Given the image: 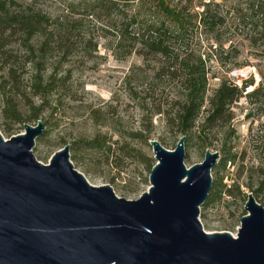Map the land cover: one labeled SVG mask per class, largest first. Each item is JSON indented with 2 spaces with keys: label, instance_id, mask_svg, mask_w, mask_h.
<instances>
[{
  "label": "rangeland",
  "instance_id": "rangeland-1",
  "mask_svg": "<svg viewBox=\"0 0 264 264\" xmlns=\"http://www.w3.org/2000/svg\"><path fill=\"white\" fill-rule=\"evenodd\" d=\"M73 1V2H72ZM123 1V0H122ZM119 4L129 13L137 11L138 3ZM140 9L150 21L165 20L166 43L175 51L193 50L205 60L207 92L202 109L209 107V98L223 81L238 88L244 80L252 79L242 96L229 107L231 118L227 123H218L205 131L194 129L185 136L184 150L186 167L200 163L205 151L217 152L216 165L211 169L212 200L200 207L199 220L205 232H229L236 235L240 218L245 215L246 196L253 193L257 183L264 178V153L254 149L259 144L257 136L264 134V41L253 40L242 17L250 14L249 5L257 0H212L204 7L201 0H162L173 12L183 16L182 36L171 37L176 23L170 17L164 19L159 0H145ZM38 5L50 15L65 11L68 3L77 0H37ZM161 8V9H160ZM77 11L82 8L78 6ZM202 11L210 17L205 24L199 23ZM107 19H85L82 32L90 38L95 49L77 46V53L59 66L58 76L70 72L63 89H56L51 99L55 107L46 109L40 120L44 122L42 136L34 141L32 153L37 161L48 164L51 156L70 146V162L90 185H109L117 197L136 200L149 188V171L140 160L150 158L155 164L150 140L158 141L168 150L174 149L181 135L169 131L166 119L153 112L154 104L169 107V101L182 95L179 80L164 76L153 79L152 61L144 62L132 54L118 59L113 48L115 35L105 30ZM247 22V19H245ZM14 49H18L17 46ZM49 59L45 72L49 74L57 65ZM24 83L31 73L26 66ZM248 72L245 78L240 73ZM262 88L256 101L247 97L254 88ZM28 91V90H27ZM36 105L38 99H31ZM58 100L60 105L55 106ZM3 101L0 94V134L4 140L24 133L21 125H7L2 119ZM201 113L196 126L201 124ZM29 125H35L30 122ZM148 127L151 130L147 142L132 141L129 132ZM189 136V139H188ZM99 137L115 151L117 158L105 162L97 148L85 147L84 142ZM137 149L140 157L127 156L130 149ZM254 196V195H253ZM264 202V196L260 197Z\"/></svg>",
  "mask_w": 264,
  "mask_h": 264
},
{
  "label": "water",
  "instance_id": "water-1",
  "mask_svg": "<svg viewBox=\"0 0 264 264\" xmlns=\"http://www.w3.org/2000/svg\"><path fill=\"white\" fill-rule=\"evenodd\" d=\"M21 130L0 134V264H264V206L252 193L235 237L202 228L217 152L186 167L184 136L172 150L150 140L149 188L127 200L90 185L69 145L48 164L37 161L43 121Z\"/></svg>",
  "mask_w": 264,
  "mask_h": 264
},
{
  "label": "trees",
  "instance_id": "trees-1",
  "mask_svg": "<svg viewBox=\"0 0 264 264\" xmlns=\"http://www.w3.org/2000/svg\"><path fill=\"white\" fill-rule=\"evenodd\" d=\"M138 3V10L129 13L120 8L119 4H131L130 0H77L68 3L65 11L50 15L43 10L37 0H0V94L3 108L2 119L7 125L36 124L46 109L55 111L52 107L51 96L63 89L64 83L69 79L70 72L58 76L59 66L77 53V46L95 49L90 38L82 32L85 19H107L109 24L105 30L115 35L113 48L118 59H124L132 54L139 56L144 62L155 63L153 79L160 80L167 76L171 80H179L182 95L180 98L170 100L169 107L163 104H154L153 112L165 117L169 131L175 135L187 136L196 129L204 132L218 123H227L231 114L230 105L240 98L253 80H244L238 88L227 81H223L209 98V107L202 109L207 92V69L205 60L193 50L185 49L182 53L175 51L166 43L167 28L165 20L150 21L140 9L146 5L145 0H132ZM154 1V0H152ZM73 2V1H72ZM202 2V1H201ZM209 7L210 3H203ZM156 5L161 6L164 19L170 17L176 26L171 37L182 36L180 28L183 26V16L180 12H173L163 6L162 0ZM80 6L81 11L76 8ZM248 10L250 14L242 17V23L248 26L253 40L264 41V0L252 2ZM199 23L205 24L210 18L207 11ZM247 19V22H245ZM17 46L18 49H14ZM55 58L57 65L49 74L45 72V65L49 59ZM26 66L31 67V73L24 83ZM28 90V91H27ZM262 94V88H254L247 97L256 101ZM38 99L36 105L31 99ZM60 102L55 101L58 107ZM201 113H205L202 122L196 126ZM151 130L144 127L138 131L129 132L127 137L132 141L147 142ZM191 136V135H190ZM189 139V136H188ZM259 144L254 149L264 153V134L257 136ZM108 141L96 137L84 142L85 147L97 148L104 155L108 163L112 157L117 158L115 151ZM127 156L140 157L137 149H130ZM150 172L154 166L150 158L140 160ZM215 185L204 203L207 205L214 195ZM252 194L258 203L264 206L260 198L264 196V178L257 183Z\"/></svg>",
  "mask_w": 264,
  "mask_h": 264
},
{
  "label": "built area",
  "instance_id": "built-area-1",
  "mask_svg": "<svg viewBox=\"0 0 264 264\" xmlns=\"http://www.w3.org/2000/svg\"><path fill=\"white\" fill-rule=\"evenodd\" d=\"M203 3H210L212 0H201ZM248 75V72L245 73H240V77L241 78H245ZM232 235V234H231ZM232 236H236V235H232Z\"/></svg>",
  "mask_w": 264,
  "mask_h": 264
}]
</instances>
